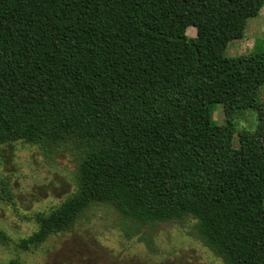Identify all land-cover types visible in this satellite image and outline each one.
Listing matches in <instances>:
<instances>
[{"label": "trees", "instance_id": "trees-1", "mask_svg": "<svg viewBox=\"0 0 264 264\" xmlns=\"http://www.w3.org/2000/svg\"><path fill=\"white\" fill-rule=\"evenodd\" d=\"M263 7L0 0V149L20 141L69 155L76 180L15 247L34 252L103 205L149 247L161 228L192 222L191 235L224 264H264V49L225 55ZM246 111L254 130L236 127ZM10 242L0 230V244Z\"/></svg>", "mask_w": 264, "mask_h": 264}, {"label": "rangeland", "instance_id": "rangeland-1", "mask_svg": "<svg viewBox=\"0 0 264 264\" xmlns=\"http://www.w3.org/2000/svg\"><path fill=\"white\" fill-rule=\"evenodd\" d=\"M188 36L195 37L196 30L190 28ZM255 48L264 49V7L257 18L247 21L244 37L227 45L225 55H248ZM261 98L264 101V87ZM214 118L220 125L225 124L221 105ZM235 122L238 130H254L256 116L246 111L239 113ZM234 146H239L238 134ZM1 188H6L4 199ZM75 189V165L69 155L50 158L36 146L20 141L2 146L0 230L12 242L0 244V264L14 259L21 264H224L191 235L192 222L161 228L149 247L139 236L127 237L118 213L103 205L89 209L71 230L52 235L36 251L17 249L15 241L37 230L34 216L48 213Z\"/></svg>", "mask_w": 264, "mask_h": 264}]
</instances>
